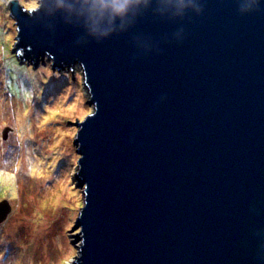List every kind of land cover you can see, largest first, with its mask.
<instances>
[{"label": "water", "instance_id": "95a60500", "mask_svg": "<svg viewBox=\"0 0 264 264\" xmlns=\"http://www.w3.org/2000/svg\"><path fill=\"white\" fill-rule=\"evenodd\" d=\"M39 5L10 0L14 50L81 66L93 107L74 264H264V0Z\"/></svg>", "mask_w": 264, "mask_h": 264}, {"label": "rangeland", "instance_id": "374dc122", "mask_svg": "<svg viewBox=\"0 0 264 264\" xmlns=\"http://www.w3.org/2000/svg\"><path fill=\"white\" fill-rule=\"evenodd\" d=\"M18 1L27 9L40 6V0ZM9 2L0 0V201L12 207L0 223V264H74L82 241L73 228L85 204L73 178L76 122L93 107L81 66L57 71L41 57L36 66L14 50L18 29ZM25 99L30 103L23 105Z\"/></svg>", "mask_w": 264, "mask_h": 264}, {"label": "clouds", "instance_id": "9594fccd", "mask_svg": "<svg viewBox=\"0 0 264 264\" xmlns=\"http://www.w3.org/2000/svg\"><path fill=\"white\" fill-rule=\"evenodd\" d=\"M138 0H102V4L105 8H111L113 18L126 16L129 10L136 6Z\"/></svg>", "mask_w": 264, "mask_h": 264}, {"label": "trees", "instance_id": "16d2710c", "mask_svg": "<svg viewBox=\"0 0 264 264\" xmlns=\"http://www.w3.org/2000/svg\"><path fill=\"white\" fill-rule=\"evenodd\" d=\"M21 101H23L22 102L23 105H25L26 103H28V104L30 103V100L26 101V99L25 100H21ZM31 102H33V101H31ZM32 161H33V159L31 157V155H29L28 158H27V160H26V162L27 163H31ZM0 185H2L3 188L5 187V176H4V174L2 172H0ZM13 192L15 193V189H13ZM5 200H7V199H5Z\"/></svg>", "mask_w": 264, "mask_h": 264}, {"label": "bare ground", "instance_id": "6f19581e", "mask_svg": "<svg viewBox=\"0 0 264 264\" xmlns=\"http://www.w3.org/2000/svg\"><path fill=\"white\" fill-rule=\"evenodd\" d=\"M62 71H65V70H62ZM66 71L69 72L70 70L66 69ZM83 78H84V76H83ZM83 80H84V79H83ZM79 158H80V155H79ZM15 241H16V240H15V238H14V239H13V243H14V244H15Z\"/></svg>", "mask_w": 264, "mask_h": 264}]
</instances>
